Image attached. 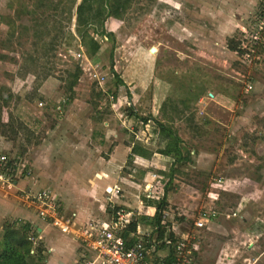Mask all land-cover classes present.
I'll list each match as a JSON object with an SVG mask.
<instances>
[{
    "label": "rangeland",
    "instance_id": "1",
    "mask_svg": "<svg viewBox=\"0 0 264 264\" xmlns=\"http://www.w3.org/2000/svg\"><path fill=\"white\" fill-rule=\"evenodd\" d=\"M83 1L0 0V97H7L5 103L0 98V125L11 121L0 126V148L19 164L10 183L32 181L17 196L42 189L57 194L63 187L72 198L69 180L84 163L92 162L94 172L105 168V145L85 157L65 150L63 121L82 123L69 135L75 146L89 147L88 123H98L95 141L103 137L105 144L108 131L131 132L153 139L154 151L168 143L161 123L194 153L188 166L179 163L172 173L178 183L167 188L173 202L163 220L176 242L191 235L193 264H264V41L255 46L251 32L257 7L233 21L222 0H134L121 21H104L112 38L88 31L100 44L89 55L75 32ZM232 40L247 53L230 51ZM76 65L82 74L67 103ZM165 171L170 176L166 162ZM99 177L101 171L94 181ZM201 213L214 217L194 229ZM140 228L153 232L146 223Z\"/></svg>",
    "mask_w": 264,
    "mask_h": 264
},
{
    "label": "crops",
    "instance_id": "2",
    "mask_svg": "<svg viewBox=\"0 0 264 264\" xmlns=\"http://www.w3.org/2000/svg\"><path fill=\"white\" fill-rule=\"evenodd\" d=\"M222 1L225 5L228 4V8H230L228 12H231L232 15L228 17H231L233 21L250 10V6L257 7L256 14L261 6V0L260 3L259 1L256 2V0ZM227 20H229V18H227ZM209 95L212 96L211 94ZM80 125L82 126V123L71 120H66L59 124V127H64V137H66V139L63 145L65 150L71 149L74 153H79L78 155L85 157L100 152V149H103V145L108 149H106V158L102 163V167L104 166L105 168L97 170L101 171V177H99L98 180L95 179L94 181V178L97 176V171L94 172L95 169L93 170L91 166L92 162L88 160L79 168L80 171L75 174V176H72L74 171L70 173L72 177L71 180H69V185H71V192L73 193H70L72 198H70L68 194L62 192L63 187L60 188V191L56 194L58 198H61L59 202L63 213L66 215L74 214L75 221L79 224L99 223L110 225L115 213L120 211L132 213V220L141 218L143 214L146 217H152L155 213L156 201L162 199L165 190L168 191L167 188H170L169 185L172 180H174V178H172V173L177 172L175 169L178 168L179 163L188 166L193 162V156L190 159V154H194L192 153L193 151L189 152V155L187 154L188 151L181 147L184 146V144L180 137V148L182 153L185 154L184 156H189L190 159V161L186 163L177 162L173 156L161 154L160 150L164 148L156 151L151 150L149 147L153 139H149V137L145 136L134 137L131 132L129 135L134 138L130 136L120 137L113 134L115 132L110 131V135L113 134L112 138H114L111 139L113 141H110L111 144L114 143L112 147L108 144L109 138H111L108 134L109 131L106 133L109 136L106 135L104 138L105 144L102 143L103 137L101 142H97L94 140L95 138L93 134H91V131L94 128H98L95 127L99 126L98 123L92 126L88 123L87 127H89L90 134L89 136L88 134L86 135V140L88 141L89 139L90 146H81V144L75 146L70 143L69 135L72 131L78 133V131H80ZM149 136L155 140V137ZM77 139H81V137L79 136ZM133 147H136L135 154H131ZM2 150L4 152V148H2ZM72 155L74 156V154ZM129 156L132 157L129 164L130 166L128 165L129 162H127ZM161 157H163V159ZM165 158L168 159V161L165 160ZM199 160L201 159L199 158ZM165 162L166 164L169 163L171 169V172L169 171L170 176L168 177L165 174ZM77 166L76 164V167ZM199 168H202V166ZM31 182V180H15L11 189L3 188L0 183V221L26 220L36 227L37 233L39 234L38 238L44 241L47 251L50 254L46 264H81L82 255L79 245L68 237L59 234L56 229L41 223L30 211L26 210L22 197L17 196L18 191H22L24 186H32ZM174 183H178V181L174 180ZM107 188H117L120 190L118 194H115L113 192L114 190H112V193H106V195L110 196L108 201L111 205H108L109 207L107 206L105 198V191H108ZM149 188L151 189L149 190ZM117 201L119 202L116 203ZM172 202L171 197L168 196L167 193V206L168 204H172ZM134 211L137 213H133ZM163 215H167L166 210L163 212ZM149 227L152 228L151 226ZM137 228L139 231L142 230L140 225H138Z\"/></svg>",
    "mask_w": 264,
    "mask_h": 264
},
{
    "label": "built area",
    "instance_id": "3",
    "mask_svg": "<svg viewBox=\"0 0 264 264\" xmlns=\"http://www.w3.org/2000/svg\"><path fill=\"white\" fill-rule=\"evenodd\" d=\"M252 27V42L256 46L264 41V0H261V6ZM252 50H249L250 54L255 53H251ZM247 89L251 87L248 86ZM17 171H19V164L11 161L0 148V183L3 188L10 189V186L14 185V182L10 183L9 179ZM112 190L115 194L119 193L117 188H108L107 193H112ZM21 197L26 210L30 211L41 223L56 229L59 234L79 245L82 255L81 264H193L194 262L197 247L192 242L191 235L175 243L169 262L166 261L169 259L168 252L159 258L155 241H150L147 246L143 238H149L150 234L146 235L138 228L135 234L138 239L128 246L119 234L132 222L130 212H116L110 225L79 224L75 221L74 214L63 213L58 197L51 189H42L35 193L26 192ZM212 217H214L212 213L199 214L193 223L194 229L205 227Z\"/></svg>",
    "mask_w": 264,
    "mask_h": 264
},
{
    "label": "trees",
    "instance_id": "4",
    "mask_svg": "<svg viewBox=\"0 0 264 264\" xmlns=\"http://www.w3.org/2000/svg\"><path fill=\"white\" fill-rule=\"evenodd\" d=\"M134 0H84L82 4L77 7V20H76V35L81 40L82 45L88 47L89 55H94L99 49L100 44L90 37L88 31L91 30L94 34H99L104 38H112V33H107L103 29V23L107 19H114L121 21L123 15L127 9L131 6ZM93 2L99 4L98 7L93 5ZM89 12L92 15H89ZM95 13V14H93ZM98 24V26H97ZM85 26L83 28V26ZM95 28L101 29L96 31ZM241 43V42H240ZM240 43L235 41H229L228 49L230 51H238L240 55L246 54L247 51L240 49ZM112 56H110V65L112 69ZM82 74L81 68L76 65L73 72L70 74L72 79L68 85V100L69 103L72 100L73 89L80 75ZM118 79V77H116ZM114 94V93H113ZM1 101L5 103L7 97L1 96ZM1 111V106H0ZM131 117L137 118L134 110L130 112ZM145 121V119H142ZM11 121L6 124H1V127H10ZM159 132L168 140L164 149L160 150V153L165 156L175 157L177 162L190 161L189 156H184L180 148L181 139L177 133L169 127L158 123ZM12 128V127H11ZM136 153V147L132 148L131 154ZM189 155V152H187ZM132 157L127 159L128 165ZM171 172V169H170ZM162 199L155 204V213L152 217L142 216L139 219L132 220V222L119 234V237L123 239L128 246L134 244L138 239L136 234L137 226L146 223L152 227V234L150 237L143 240L146 245L149 246L150 241H155L156 250H168V257L166 261H170L172 258V248L175 245L177 239L174 233L169 229L168 223L163 220V212L166 210V192ZM37 228L29 222L23 221H5L0 227V264H45L47 261V249L42 240L38 238ZM148 242V243H147Z\"/></svg>",
    "mask_w": 264,
    "mask_h": 264
},
{
    "label": "water",
    "instance_id": "5",
    "mask_svg": "<svg viewBox=\"0 0 264 264\" xmlns=\"http://www.w3.org/2000/svg\"><path fill=\"white\" fill-rule=\"evenodd\" d=\"M150 53H151V54L155 53V48H151V49H150Z\"/></svg>",
    "mask_w": 264,
    "mask_h": 264
}]
</instances>
